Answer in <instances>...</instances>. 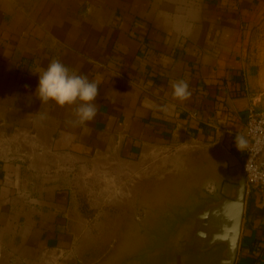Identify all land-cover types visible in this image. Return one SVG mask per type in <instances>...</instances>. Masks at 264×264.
<instances>
[{"label":"crops","instance_id":"1","mask_svg":"<svg viewBox=\"0 0 264 264\" xmlns=\"http://www.w3.org/2000/svg\"><path fill=\"white\" fill-rule=\"evenodd\" d=\"M263 20L264 0H0V264H141L127 246L89 243L114 233L82 205L119 196L81 177L175 162L191 142L223 145L242 166L248 110L264 111L250 47ZM53 59L98 82L92 121L36 96ZM181 80L186 100L173 96ZM263 202L246 197L236 264H264Z\"/></svg>","mask_w":264,"mask_h":264},{"label":"rangeland","instance_id":"2","mask_svg":"<svg viewBox=\"0 0 264 264\" xmlns=\"http://www.w3.org/2000/svg\"><path fill=\"white\" fill-rule=\"evenodd\" d=\"M262 24L263 27L258 26L252 30L251 37L258 42L250 47L256 57V63L263 67L264 74V20ZM178 152L180 156L175 162L172 157H167L168 153L152 158L150 165L144 164L146 159L143 157L139 158L135 172L119 164L118 173L104 172L102 177L95 174L96 178L93 176L88 179V174H80L84 176L81 177L83 182L85 179L99 180L94 189L88 192L119 196L118 205H82L89 219H92L90 216L96 212L101 219L98 224L108 225V234L114 233L110 236L91 238L92 242L89 243L103 247V253L117 244L120 248L127 246L130 252L140 251L144 244L150 242V238L154 241L161 218L167 214L170 216V212L193 209L209 198H220L227 188L233 186L236 170L241 168V163L234 164L233 156L223 145L191 142L187 144L186 149ZM171 155L169 152V156ZM174 164L176 170L173 168ZM101 182L105 184L103 189L99 186ZM108 182L112 183L111 189L106 187ZM79 192L85 196L82 188ZM103 215L107 217H102ZM89 223L96 224L95 221ZM91 251L95 254V251ZM92 252L87 259L94 257ZM64 264L81 263L76 257L66 259Z\"/></svg>","mask_w":264,"mask_h":264},{"label":"water","instance_id":"3","mask_svg":"<svg viewBox=\"0 0 264 264\" xmlns=\"http://www.w3.org/2000/svg\"><path fill=\"white\" fill-rule=\"evenodd\" d=\"M247 180L242 166L233 186L218 199L193 209L170 212L154 241L129 260L141 264H236L246 206Z\"/></svg>","mask_w":264,"mask_h":264},{"label":"clouds","instance_id":"4","mask_svg":"<svg viewBox=\"0 0 264 264\" xmlns=\"http://www.w3.org/2000/svg\"><path fill=\"white\" fill-rule=\"evenodd\" d=\"M173 96L186 100L191 93L185 81L172 85ZM99 95L98 82L91 81L86 75L70 70L58 59H53L39 73L36 96L42 103L54 102L60 107L75 105L76 124L92 121L97 115L94 103Z\"/></svg>","mask_w":264,"mask_h":264},{"label":"built area","instance_id":"5","mask_svg":"<svg viewBox=\"0 0 264 264\" xmlns=\"http://www.w3.org/2000/svg\"><path fill=\"white\" fill-rule=\"evenodd\" d=\"M247 116L246 134L249 143L242 163L247 180L246 197L254 192L264 194V111L250 108Z\"/></svg>","mask_w":264,"mask_h":264}]
</instances>
